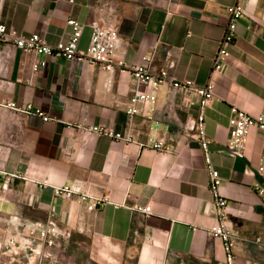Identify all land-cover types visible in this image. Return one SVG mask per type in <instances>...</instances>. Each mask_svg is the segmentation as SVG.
<instances>
[{
	"label": "crops",
	"instance_id": "0c3cea01",
	"mask_svg": "<svg viewBox=\"0 0 264 264\" xmlns=\"http://www.w3.org/2000/svg\"><path fill=\"white\" fill-rule=\"evenodd\" d=\"M99 1L4 0L0 20L19 36L40 34L51 46L69 39L67 22L76 20L86 25L79 43L85 51ZM110 1L118 10V55L125 70L1 45L0 175L17 177L7 192L0 185V264H50L31 251L48 249L25 228L49 223L69 235L61 239L56 264L225 263L222 243L210 235L216 217L205 156L186 129L195 110L184 108L182 94L165 85L154 110L145 109L148 115L128 114L135 88L128 68L141 65L153 47L155 74L170 53L171 74L179 81L214 84L206 131L219 193L229 203V226L239 237L237 263L264 264V204L255 191L256 184L264 188L257 171L262 135L251 130L244 158L232 157L227 148L231 108L252 116L262 112L264 0L245 3L221 74L213 72V59L228 23L225 10L238 0ZM46 59V69L37 71L36 63ZM101 127L133 141L92 130ZM158 142L168 151L153 149ZM65 185L107 204L90 211L78 198H56L52 188ZM148 206L149 216L141 211ZM11 219L21 224L18 234L32 242L18 254L6 241Z\"/></svg>",
	"mask_w": 264,
	"mask_h": 264
},
{
	"label": "built area",
	"instance_id": "2783aa9c",
	"mask_svg": "<svg viewBox=\"0 0 264 264\" xmlns=\"http://www.w3.org/2000/svg\"><path fill=\"white\" fill-rule=\"evenodd\" d=\"M249 0H238L233 6L226 8L227 26L224 36L219 44L218 51L213 59V72L215 74L223 73L228 58L231 56L230 48L236 40V31L238 23L245 17V3ZM4 0H0V18L3 10ZM97 17L90 24L91 37L88 48L85 51L79 50V43L86 28L76 20H69L67 25L72 29V33L67 41H61L55 46H51L40 34H30L19 36L7 25L0 20V56L1 45L14 43L19 50L29 52L34 56H44L45 58H60L66 61H82L89 62L99 66L101 69L113 71L116 69H127L124 61L119 57L121 39L117 30L118 10L110 0H100L96 9ZM157 57V48L153 47L144 56L143 62L139 66L128 68L135 83L133 94L130 102L128 114L133 117L136 115H148L145 109L155 105L158 97V91L162 86H169L172 90L182 94V106L187 110H195V115L188 119L186 129L194 134V138L200 145L205 156L207 172L209 174L211 189L214 194V214L216 223L210 229V235L213 239L222 243L225 253L224 264H238L236 258V246L239 237L229 226L228 201L219 193L221 179L219 173L214 169L211 156L210 146L211 140L207 136L206 131V110L213 104L215 99V88L212 82L204 87H199L195 82L190 80L179 81L171 70L175 67V61L172 60L171 54L167 53L164 68L158 74L153 72V64ZM47 67V59L39 61L35 65L37 71L44 70ZM145 89V90H144ZM9 108H15V104H8ZM45 120H47L45 118ZM253 128H257L262 135L263 157L257 171L260 176L264 177V102L262 112L258 116H252L243 110L232 107L231 117L229 121L230 138L227 143L229 153L234 158H244L248 137ZM94 132L104 135L110 139L123 141L127 144L132 143V138L128 135L115 133L108 128H93ZM153 149L165 152L168 149L163 147V142H158L152 146ZM17 177L13 174L1 173L0 185L3 192L9 190L10 182ZM53 195L56 198L73 200L78 198L79 201L87 204L90 211L96 210L98 207L105 206L106 200L86 195L80 188L75 185H65L62 187L52 188ZM255 191L261 196L264 204V188L259 184L255 185ZM147 216L151 215V207H145L141 210ZM21 225L17 219H11L10 227L7 229V244L15 254L20 248H31L32 242L22 238L18 234V227ZM26 230L30 236H37L48 249L33 251V253L49 260L50 264H56V252L61 249V239L67 238L69 235L61 232L54 224L49 223L45 227L27 225ZM258 243H261L258 240ZM264 256V245H262Z\"/></svg>",
	"mask_w": 264,
	"mask_h": 264
},
{
	"label": "rangeland",
	"instance_id": "374dc122",
	"mask_svg": "<svg viewBox=\"0 0 264 264\" xmlns=\"http://www.w3.org/2000/svg\"><path fill=\"white\" fill-rule=\"evenodd\" d=\"M59 259H60V256H57V259H56V261L58 262L59 261ZM69 264H73L72 262H70Z\"/></svg>",
	"mask_w": 264,
	"mask_h": 264
}]
</instances>
